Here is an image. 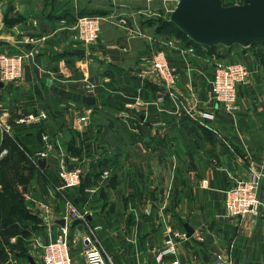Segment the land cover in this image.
Instances as JSON below:
<instances>
[{
	"label": "crops",
	"instance_id": "crops-1",
	"mask_svg": "<svg viewBox=\"0 0 264 264\" xmlns=\"http://www.w3.org/2000/svg\"><path fill=\"white\" fill-rule=\"evenodd\" d=\"M150 1L155 0H0V51H31L21 76L0 88V143L7 133L31 157L47 141L52 146L45 166L35 165L27 183L26 205L38 218L25 240L28 253L10 255L2 264H41L42 244L62 226V218L73 264H86L89 243L83 236L93 224L101 226L96 234L111 258L108 264H153L172 231L184 233L176 240L180 264H212L217 254L241 264L245 249L244 264H264L260 64L238 44L227 55L219 46L192 44L187 50L191 43L183 36L138 21V11ZM91 12L102 16L98 38L75 41L76 17ZM118 16L140 32L127 31ZM163 35L172 40L164 48L176 81L172 94L156 101L162 90L157 75L149 71L141 77L140 71L149 67L152 48ZM73 47L83 48V54ZM233 57L244 60L250 74L237 87L235 107L225 111L208 100V90L216 61ZM87 95L94 101L88 103ZM135 98L145 105L135 106ZM202 108L215 117L198 119ZM32 109L47 116L16 121ZM60 161L84 166L82 174L94 179L83 189L86 199L75 203L88 210L87 221L67 216L66 200L78 196L81 180L61 188L55 173ZM103 169H109L108 176H102ZM254 171L261 173L258 213L229 215L224 190ZM185 222L193 229L190 235Z\"/></svg>",
	"mask_w": 264,
	"mask_h": 264
},
{
	"label": "built area",
	"instance_id": "built-area-1",
	"mask_svg": "<svg viewBox=\"0 0 264 264\" xmlns=\"http://www.w3.org/2000/svg\"><path fill=\"white\" fill-rule=\"evenodd\" d=\"M236 2V1H235ZM102 16L99 14H80L73 24L75 33L73 39L82 43H90L99 36ZM119 23H122L127 31L139 33V27H134L126 23L123 16H118ZM172 43L171 38L162 36L157 38V43L150 53V64L148 68L140 71V76L144 77L149 71L154 72L162 86L156 101H161L165 94H172V88L176 81V74L173 65L167 58L165 46ZM187 50H192L189 44ZM28 52H8L0 51V80L3 82L16 80L21 76ZM250 74V69L241 58H228L216 61L210 88L208 90V100L214 104H219L225 111H231L235 107L238 96V85L245 83ZM135 106L145 105L140 98L133 101ZM192 114L189 109H186ZM198 119L211 120L215 113L211 109H198L196 112ZM47 116L42 109L28 110L16 119L19 123L39 122ZM46 137V135L44 136ZM52 146L49 141L46 145L36 151V157L47 158ZM7 152L6 147L0 146V157ZM33 158L35 165H39L37 158ZM56 177L60 181L61 188L76 187L80 184L81 170L79 166L69 167L64 161H60L56 167ZM102 176L109 175V169H103ZM261 173L254 171L251 176L240 178L233 185L224 190V206L226 212L231 216L243 217L247 214H257L259 210V180ZM67 216L70 218L87 221L88 210L80 209L70 200H66ZM100 224H93L88 227V232L83 236V240L89 245L85 247L84 259L86 264H108L110 256L101 244L96 234ZM69 227L64 224L59 227L46 243L42 244L41 264H73L70 255ZM184 235L183 232L172 231L163 241L153 256V264H180L175 256L177 236ZM212 264H233L230 258H225L219 254L214 257Z\"/></svg>",
	"mask_w": 264,
	"mask_h": 264
},
{
	"label": "trees",
	"instance_id": "trees-1",
	"mask_svg": "<svg viewBox=\"0 0 264 264\" xmlns=\"http://www.w3.org/2000/svg\"><path fill=\"white\" fill-rule=\"evenodd\" d=\"M241 1V0H240ZM224 4H232L235 1L222 0ZM96 14V12L83 13ZM98 14V13H97ZM158 32H173L183 36L189 43L197 47L214 49L216 45L204 46L191 41L172 21L167 17L160 20L159 26L155 28ZM254 41L247 46L255 60L264 65V48L255 46ZM264 42V40L260 41ZM227 51L230 46H223ZM227 49V50H226ZM1 147H6L7 152L0 157V264L9 258L10 255H27L25 240L31 230L37 226V216L26 205L25 192L27 183L32 177L35 164L29 152L7 133L3 134ZM45 173L46 170L44 169ZM98 172L92 176L95 177ZM81 175H83L81 173ZM85 175V174H84ZM83 175L79 187L78 196L73 198V202L84 201L87 193L83 190L85 185L91 180L89 176ZM91 181H94L92 179ZM30 223V224H29ZM14 238V241L12 239Z\"/></svg>",
	"mask_w": 264,
	"mask_h": 264
},
{
	"label": "water",
	"instance_id": "water-1",
	"mask_svg": "<svg viewBox=\"0 0 264 264\" xmlns=\"http://www.w3.org/2000/svg\"><path fill=\"white\" fill-rule=\"evenodd\" d=\"M165 16L191 41L204 46H248L264 40V0H241L232 4H224L222 0H177L175 7ZM72 51L84 52L79 47H73ZM2 86L0 80V88ZM86 101L91 103L94 97L87 95ZM37 161L41 167L45 166L44 157L37 158ZM80 170L83 172L84 166ZM58 221L65 224V218ZM184 228L187 235L193 232L186 222ZM246 257L247 249L242 254L241 264L245 263Z\"/></svg>",
	"mask_w": 264,
	"mask_h": 264
},
{
	"label": "rangeland",
	"instance_id": "rangeland-1",
	"mask_svg": "<svg viewBox=\"0 0 264 264\" xmlns=\"http://www.w3.org/2000/svg\"><path fill=\"white\" fill-rule=\"evenodd\" d=\"M232 1H236L239 2L240 0H232ZM177 0H155L154 3H152L150 1V5L145 6L144 10H139L138 11V21H140L141 23H150V24H155V28L156 26L158 27L160 24V20L165 18L166 13L168 11H170L171 9H173L175 7ZM235 3V2H234ZM140 7H142L140 5ZM219 46V53L221 54H229V48L227 51H225L223 45L219 44L216 45ZM255 46H258L259 48H264V42H257L255 43ZM247 47V46H246ZM217 48V47H216ZM260 67V76L261 79L264 81V65L262 63V65H259ZM74 203V202H73ZM75 205V203H74ZM77 206V205H75Z\"/></svg>",
	"mask_w": 264,
	"mask_h": 264
}]
</instances>
